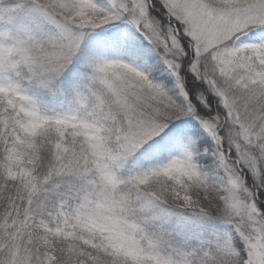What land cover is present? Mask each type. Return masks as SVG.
<instances>
[{
    "label": "snow or ice",
    "instance_id": "obj_1",
    "mask_svg": "<svg viewBox=\"0 0 264 264\" xmlns=\"http://www.w3.org/2000/svg\"><path fill=\"white\" fill-rule=\"evenodd\" d=\"M0 264H264V0H0Z\"/></svg>",
    "mask_w": 264,
    "mask_h": 264
}]
</instances>
